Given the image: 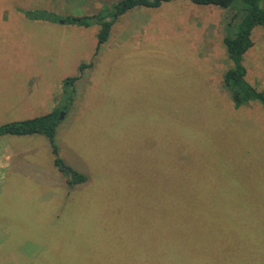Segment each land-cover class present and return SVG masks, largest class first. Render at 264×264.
I'll return each instance as SVG.
<instances>
[{"label": "rangeland", "instance_id": "374dc122", "mask_svg": "<svg viewBox=\"0 0 264 264\" xmlns=\"http://www.w3.org/2000/svg\"><path fill=\"white\" fill-rule=\"evenodd\" d=\"M118 1L0 0V126L51 113L73 90L56 144L87 177L70 187L46 136L1 135L0 264H264V132L224 83L238 10L132 9L96 56L100 27L63 19ZM252 41L246 80L262 91L264 26Z\"/></svg>", "mask_w": 264, "mask_h": 264}, {"label": "trees", "instance_id": "16d2710c", "mask_svg": "<svg viewBox=\"0 0 264 264\" xmlns=\"http://www.w3.org/2000/svg\"><path fill=\"white\" fill-rule=\"evenodd\" d=\"M177 0H119L110 9L106 8L105 12L88 16H67L63 19L65 24H73L84 27L91 25H98L100 27L97 35L96 56L99 54L102 46L109 40L111 29L118 18L126 12L140 8H159L164 3L174 2ZM197 5L203 6H217L223 9L236 8L238 10L240 19L235 23L228 25V34L224 37L223 43L229 59L233 63L232 67L224 74V83L227 89L231 92V100L233 107L239 109L251 102H258L264 107V90H258L246 80L247 69L243 64V59L247 51L253 46L252 33L256 27L264 26V0H191ZM22 14L30 21H60V16H57L47 10H22ZM94 64L82 65L80 71L84 72ZM78 77L67 78L64 81L65 90L74 89L75 82ZM65 96L67 104L56 108L55 111L18 122H10L0 126L1 135H44L46 136L52 146V152L55 156V165L62 173L68 176V185L70 187L83 185L87 182V177L78 173L73 168L64 164V161L59 157L58 146L56 144V134L59 124L61 123V111L68 112L69 106L73 101L74 93ZM67 110V111H66ZM205 233V230H203ZM178 234V232L176 233ZM199 234H202L200 232ZM178 248V246H177ZM180 255L188 256V253H182L177 250ZM208 246L201 242V254L203 258H209L212 263L213 255H211ZM207 256V257H206ZM205 263V261H203ZM217 264V263H213Z\"/></svg>", "mask_w": 264, "mask_h": 264}, {"label": "crops", "instance_id": "0c3cea01", "mask_svg": "<svg viewBox=\"0 0 264 264\" xmlns=\"http://www.w3.org/2000/svg\"><path fill=\"white\" fill-rule=\"evenodd\" d=\"M2 28V27H1ZM243 107H246V108H243L242 109V107L241 108H239V109H236V110H243L242 111V113L243 112H245L246 110L245 109H247L248 110V113H249V116L247 117V118H244V119H246V123H249V124H252V125H254V124H259L260 126H261V128H262V130H260V132H264V127H263V124H264V113L261 111V110H259V108H257V107H250V104H249V106L248 105H245V106H243ZM18 108V107H17ZM16 108H13V109H11L9 112H13L14 110H15ZM235 109V108H234ZM16 112V111H15ZM39 135V134H38ZM44 136V135H43ZM47 138V137H46ZM45 145H46V143H45ZM5 160V161H4ZM11 160V158H9L8 156H5V157H3V158H0V162H3V163H5V162H9ZM38 172H41V171H38ZM42 173V172H41ZM43 174V173H42ZM44 175V174H43ZM45 177V176H44ZM46 179V178H45ZM44 181V180H43ZM42 181V182H43ZM66 185H67V183H66ZM2 233V229H0V234ZM4 264V263H3Z\"/></svg>", "mask_w": 264, "mask_h": 264}, {"label": "water", "instance_id": "95a60500", "mask_svg": "<svg viewBox=\"0 0 264 264\" xmlns=\"http://www.w3.org/2000/svg\"><path fill=\"white\" fill-rule=\"evenodd\" d=\"M62 23H63V21H62ZM62 115H63V114H62ZM62 115H61V117H62ZM61 117H60V118H61Z\"/></svg>", "mask_w": 264, "mask_h": 264}]
</instances>
